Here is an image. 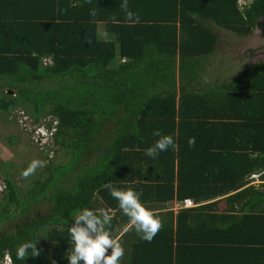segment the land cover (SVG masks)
<instances>
[{
  "label": "trees",
  "instance_id": "16d2710c",
  "mask_svg": "<svg viewBox=\"0 0 264 264\" xmlns=\"http://www.w3.org/2000/svg\"><path fill=\"white\" fill-rule=\"evenodd\" d=\"M120 3L0 0V94L13 91L0 113L50 115L71 154L28 200L4 179L0 227L19 221L0 232V263L68 264L69 228L84 208L108 210L119 237L129 218L111 181L163 221L151 242L134 228L122 235L132 264H186L193 250L205 254L195 264H264V61L241 69L217 42L264 26V0H128L140 18L131 26ZM214 61L228 65L225 83L206 78ZM157 129L178 147L153 159ZM186 199L195 207L157 212ZM29 240L40 255L17 260Z\"/></svg>",
  "mask_w": 264,
  "mask_h": 264
},
{
  "label": "clouds",
  "instance_id": "9594fccd",
  "mask_svg": "<svg viewBox=\"0 0 264 264\" xmlns=\"http://www.w3.org/2000/svg\"><path fill=\"white\" fill-rule=\"evenodd\" d=\"M86 2L91 3V0H86ZM120 8L125 13L126 23L130 26L139 23V15L129 9L128 0H121ZM63 11L66 12L67 9ZM90 14L95 16L97 14L96 9H91ZM111 19L113 23H118L115 17ZM260 32L261 30L257 29L259 35ZM153 135L160 137L153 146L146 149V155L153 159H156L160 152L167 151L169 148L176 150L178 147L172 135H161L158 129L154 131ZM188 145L189 147L195 146V137L189 138ZM44 166H46L45 161L33 160L22 171L21 176L27 179L29 176L34 175L38 168ZM256 183H259V181ZM104 186L109 190L111 197L118 201V206L123 214L129 218V228L125 231L134 228L142 240L151 242L163 227L160 216L141 203L140 194L132 188L121 190L114 187L111 181ZM4 191L5 186L0 193V197ZM182 202H177V207ZM112 219L113 217L108 210L100 209L96 212L88 208L82 209L73 217L69 233L74 246L67 253L68 264H81V262L83 264H121L125 256V248L120 238L112 234ZM38 244L39 240H29L21 244L17 248L16 259L24 261L29 256L32 258L38 257L41 252L37 248ZM7 260L11 264V259L8 256H5L0 264H6L5 261Z\"/></svg>",
  "mask_w": 264,
  "mask_h": 264
},
{
  "label": "rangeland",
  "instance_id": "374dc122",
  "mask_svg": "<svg viewBox=\"0 0 264 264\" xmlns=\"http://www.w3.org/2000/svg\"><path fill=\"white\" fill-rule=\"evenodd\" d=\"M260 29L264 30V26L260 27ZM249 35L250 34L240 35L235 40L236 35L234 34L229 32H224V34L219 33L217 42L219 45L233 48L234 50L237 49V46L234 44H239ZM231 51L229 49L225 51L232 60H227V62L237 63L241 69H244V64L251 61L254 57L253 54L250 56L248 52H246L241 58H238V53L236 51ZM248 51L251 52L254 50ZM239 53H241V50ZM217 56L219 58L218 54H215L213 57L215 61H218ZM215 61L209 66L207 75L205 74L206 78L209 80L217 78V80L225 83L226 79L222 78L223 73L221 72L225 71L228 65L226 64V66L224 65L220 68V65ZM8 94H13V91H7V94H5V92L0 94V98L8 100ZM1 116L3 118H1ZM52 121L51 127L47 128L46 124ZM55 122L56 121L50 115H46L43 112L40 113L38 122L34 121L33 113L29 108H27V110L17 108L8 115L0 113V193L5 186L4 179L9 178L15 185L18 198L28 200L31 196V191H36L39 187L38 183L47 176L49 169L52 170L54 167L68 164L71 159V154L55 140ZM33 160L45 161L46 166L38 168L34 175L25 179L21 176V173ZM36 181L37 183H35ZM38 207L39 204L34 206V208ZM10 209L12 211L14 210L13 207ZM17 221H19V219L11 220L10 224L6 223L0 227V232L7 230L8 227L12 224L14 225Z\"/></svg>",
  "mask_w": 264,
  "mask_h": 264
},
{
  "label": "water",
  "instance_id": "95a60500",
  "mask_svg": "<svg viewBox=\"0 0 264 264\" xmlns=\"http://www.w3.org/2000/svg\"><path fill=\"white\" fill-rule=\"evenodd\" d=\"M254 29L251 33H249L250 35L246 37L243 41H241L239 44H234L237 46V49L233 50V48L226 47L230 51L231 50L236 51L239 55L237 56L238 58H241L248 50L255 51L253 59L249 61L248 63H245L244 64L245 67L264 61V30L258 27H255ZM257 29L261 30L260 32L261 36L257 33ZM236 38L237 37H235V40ZM240 50H241V53H239Z\"/></svg>",
  "mask_w": 264,
  "mask_h": 264
},
{
  "label": "crops",
  "instance_id": "0c3cea01",
  "mask_svg": "<svg viewBox=\"0 0 264 264\" xmlns=\"http://www.w3.org/2000/svg\"><path fill=\"white\" fill-rule=\"evenodd\" d=\"M256 184H259V183H256ZM255 186H257V185H255ZM150 205V204H149ZM163 210H161V211H157V212H160L161 214L163 213V212H168V210H171L172 212H174L175 214L180 210V209H182V208H179V207H177V202H171V203H167V204H165L163 207ZM129 228V225L125 228V229H128ZM125 229H124V231L119 235V238L121 239V237H122V235L125 233V232H127V231H125ZM122 242V241H121ZM123 243V242H122ZM124 245H125V242H124ZM125 248V256L123 257V259H122V261H121V263L122 264H132L133 262L135 263V261H133V256H132V254H131V248H129L128 246H126V247H124ZM185 251V250H184ZM188 249H187V251L185 252V254L186 253H188ZM194 252V254L192 255V257H195V259H193V258H190L189 260H188V262H186V264H195V262H196V260L197 259H199L200 257H203L205 254L203 253V252H201L200 250H193ZM150 257V256H149ZM182 259H184V257H182L181 258V260ZM180 260V261H181ZM144 262H148L149 261V259H147V261L146 260H143ZM136 264H138L137 262H136ZM174 264V263H173ZM175 264H178V262H176ZM180 264H182L181 262H180Z\"/></svg>",
  "mask_w": 264,
  "mask_h": 264
},
{
  "label": "built area",
  "instance_id": "2783aa9c",
  "mask_svg": "<svg viewBox=\"0 0 264 264\" xmlns=\"http://www.w3.org/2000/svg\"><path fill=\"white\" fill-rule=\"evenodd\" d=\"M179 208H192L195 207V204L191 200H185L182 204L178 205ZM6 264H9V260L5 261Z\"/></svg>",
  "mask_w": 264,
  "mask_h": 264
},
{
  "label": "flooded vegetation",
  "instance_id": "af4514ba",
  "mask_svg": "<svg viewBox=\"0 0 264 264\" xmlns=\"http://www.w3.org/2000/svg\"><path fill=\"white\" fill-rule=\"evenodd\" d=\"M248 52V54L250 55V56H252V54L254 55V51H247Z\"/></svg>",
  "mask_w": 264,
  "mask_h": 264
}]
</instances>
